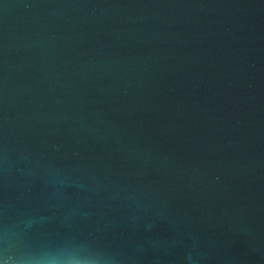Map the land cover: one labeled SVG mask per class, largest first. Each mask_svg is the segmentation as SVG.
<instances>
[{"label": "water", "instance_id": "95a60500", "mask_svg": "<svg viewBox=\"0 0 264 264\" xmlns=\"http://www.w3.org/2000/svg\"><path fill=\"white\" fill-rule=\"evenodd\" d=\"M0 264H264V0H0Z\"/></svg>", "mask_w": 264, "mask_h": 264}]
</instances>
